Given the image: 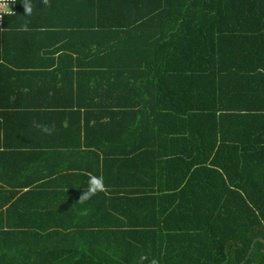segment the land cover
Listing matches in <instances>:
<instances>
[{
  "label": "crops",
  "instance_id": "crops-1",
  "mask_svg": "<svg viewBox=\"0 0 264 264\" xmlns=\"http://www.w3.org/2000/svg\"><path fill=\"white\" fill-rule=\"evenodd\" d=\"M25 2L17 0L20 14L0 28V264H118L119 253L130 251L117 238L154 220L123 213L118 198L150 195L159 230L167 220L194 225L189 251L199 256L177 261L205 263L210 244L218 264L241 227L234 225L239 215L225 213L234 212L228 206L237 197L222 199L221 213H207L208 171L224 177L227 192L239 190L208 165V118L264 107V80L254 74L264 33L249 31L264 23L242 21L240 8H220L219 20L216 0H189L185 20L153 22L159 31L141 38L159 37L152 54L80 53L62 49L69 41L61 37L73 31L60 30L92 17L74 20L68 8H167V0H28L30 15ZM145 60L151 63H137ZM93 64L104 68L91 70ZM95 72L121 78V100L80 104L78 78ZM89 174L103 177L104 190L80 201ZM212 216L218 229L209 234ZM170 227L165 236L175 239L168 247L159 242L160 261L169 247L180 253L176 234L188 232Z\"/></svg>",
  "mask_w": 264,
  "mask_h": 264
},
{
  "label": "trees",
  "instance_id": "trees-1",
  "mask_svg": "<svg viewBox=\"0 0 264 264\" xmlns=\"http://www.w3.org/2000/svg\"><path fill=\"white\" fill-rule=\"evenodd\" d=\"M169 1L167 0V8H68L69 13H66V15L69 17H73L74 20H84L86 16H89L92 17V23H75L72 27L61 28L60 31H73L66 33L65 37H61L69 41L62 49L80 53L152 54L159 37L151 38L149 36L147 39H141L145 37V33L150 34L152 31H159V28L153 30L150 27L151 24L155 22L156 25H159V21L170 20L181 22L188 16L189 8L187 6L189 0H186L185 4L183 1L179 3L182 8H171ZM206 1H212L214 6L215 0ZM261 5L264 6V1L216 0L215 7L218 10L216 8L215 14L219 15V20H222V14L219 12L220 8H224V12L227 11V8H235V11L240 8L242 21L251 25L255 20H264V8H258ZM172 11L174 12L172 13ZM237 13H239V10ZM16 14H20L19 8H17ZM8 19L10 17L6 21ZM88 24L89 27H86ZM227 31L231 30L226 29L225 32ZM249 31H255V29H249ZM75 43L79 45L80 49H73ZM260 45L263 46L264 41ZM137 63L147 65L151 61L145 60ZM89 67L91 70H103L104 68L95 64ZM125 79L127 81L131 80V78ZM120 81L121 78L115 72L106 75H104V72H95L94 75L89 77H80L78 78V85H76V96L81 105L83 102L105 100L118 102L122 99L118 91ZM106 85L107 87H104ZM260 90L264 92L263 87ZM138 94L137 90L136 95ZM144 99H150L149 91L145 92ZM82 111L88 112L89 109H78L77 112ZM216 112L213 111L208 118V165L211 168L219 167L224 170L228 175L229 182L239 192L236 190L227 192V189H224L226 185L224 184V177L216 170H209L207 173L208 178H206L208 180L206 192L208 202L211 204L208 203L207 205V213L209 215L221 213L222 210H218V203L227 197L234 200L237 197V203L228 206L229 211L234 212L225 213L239 215L240 221H234V225L238 224L241 227L233 238L226 241L222 252L219 253L220 261H218V264H264V222L259 218V215L264 216V107L260 110L256 108L239 109V113H222L219 117H217ZM4 115L5 111H0V119ZM213 154H215L214 157ZM246 159L253 161L255 167H246ZM224 193L227 194L226 197H223ZM193 195L196 198V194ZM147 198L148 201H145L147 199L143 197L118 198L117 205L124 209L125 212L123 213L146 212L154 214L153 222L143 223L142 225L133 224L132 227L130 226L131 232H127L125 237L117 238V240H120L118 246H123V241H125L127 251H130V253L125 254L119 253L120 255L117 257L118 264H151L153 260L156 261V264H198L199 261H197L198 263H181L177 261L182 256L185 261L189 256L191 258L193 255L199 256L198 252L194 254L189 251L192 249L190 246V238L192 239V237L189 236H193L194 225H191L190 222L181 223L186 225L184 228L181 225L178 226V223L174 224L167 220L159 230L157 224V197L156 195H153V197L150 195ZM112 210H114L113 206ZM208 221V233L213 234L212 232L218 229L217 222L213 216L209 217ZM170 225H172V228L177 227L178 230L186 229L188 231L186 236L182 233L176 234L179 235L178 238L183 237L186 246L185 248L182 247V244H184L183 239H179L180 253L174 243L173 246L177 256L169 247L166 258L160 261L159 242L167 244L168 247L175 239L173 235L165 236V231L171 229ZM167 247H165V250H167ZM182 250L183 252H181ZM208 250L211 253V259L208 257ZM203 255L208 259L203 264H215L210 244H208L206 254ZM141 256L144 257L143 260L140 259ZM171 260H174V263H171Z\"/></svg>",
  "mask_w": 264,
  "mask_h": 264
},
{
  "label": "clouds",
  "instance_id": "clouds-1",
  "mask_svg": "<svg viewBox=\"0 0 264 264\" xmlns=\"http://www.w3.org/2000/svg\"><path fill=\"white\" fill-rule=\"evenodd\" d=\"M46 2V0H45ZM5 11H8L7 8H5ZM24 11L26 15L31 14V4L26 0L24 3ZM104 190V182H103V177L102 176H97V175H88V180H87V187L86 189L83 190V193L80 197V201L87 200L91 196L95 195L97 192L103 191ZM141 260L144 259L143 256L140 257ZM151 264H156V261L153 260Z\"/></svg>",
  "mask_w": 264,
  "mask_h": 264
},
{
  "label": "rangeland",
  "instance_id": "rangeland-1",
  "mask_svg": "<svg viewBox=\"0 0 264 264\" xmlns=\"http://www.w3.org/2000/svg\"><path fill=\"white\" fill-rule=\"evenodd\" d=\"M258 1H264V0H258ZM258 8H264V6L261 5V6H258ZM260 21L264 23V21H262V20H260ZM256 24L259 25V28L255 29V33H256V36H258V38H259L260 34L264 33V24H261L259 22H256ZM261 49H262V51H260V53H261V55H263L264 54V46H262ZM260 69H262V71ZM263 71H264V56L261 57L259 60H256L254 62V74L259 73L258 75L262 76ZM259 76H255V77H258V79L264 80V76H262V77H259ZM247 108L251 109L249 107H247ZM250 123H252V122H250ZM253 125H254V123H253ZM246 167H255V163L253 161H249L246 159ZM209 204H211V203H209ZM212 206H214V205H212ZM208 257H209V259H211L210 251L208 252Z\"/></svg>",
  "mask_w": 264,
  "mask_h": 264
},
{
  "label": "built area",
  "instance_id": "built-area-1",
  "mask_svg": "<svg viewBox=\"0 0 264 264\" xmlns=\"http://www.w3.org/2000/svg\"><path fill=\"white\" fill-rule=\"evenodd\" d=\"M5 8L8 11H5ZM17 13V0H0V28H3L6 19Z\"/></svg>",
  "mask_w": 264,
  "mask_h": 264
}]
</instances>
